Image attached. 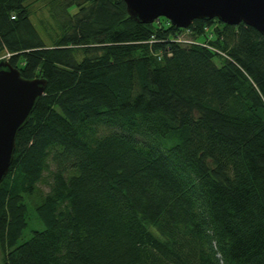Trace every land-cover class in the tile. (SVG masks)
I'll return each mask as SVG.
<instances>
[{
    "label": "trees",
    "instance_id": "1",
    "mask_svg": "<svg viewBox=\"0 0 264 264\" xmlns=\"http://www.w3.org/2000/svg\"><path fill=\"white\" fill-rule=\"evenodd\" d=\"M26 1L0 0V57L46 83L0 179L1 263L264 264L257 30L44 0L45 40Z\"/></svg>",
    "mask_w": 264,
    "mask_h": 264
},
{
    "label": "water",
    "instance_id": "2",
    "mask_svg": "<svg viewBox=\"0 0 264 264\" xmlns=\"http://www.w3.org/2000/svg\"><path fill=\"white\" fill-rule=\"evenodd\" d=\"M127 18L149 23L163 16L175 27H187L194 19H217L228 25L254 27L264 42V0H123ZM41 77L22 78L19 70L0 58V179L10 165L14 136L43 93ZM1 182V180H0Z\"/></svg>",
    "mask_w": 264,
    "mask_h": 264
},
{
    "label": "rangeland",
    "instance_id": "3",
    "mask_svg": "<svg viewBox=\"0 0 264 264\" xmlns=\"http://www.w3.org/2000/svg\"><path fill=\"white\" fill-rule=\"evenodd\" d=\"M28 4V12H30V19L31 22L36 26V28L38 29V32L40 33V35L46 40V32H44L42 27H45V30L49 31L51 36L56 35L55 31H56V25L54 24L53 21H51L50 17H49V13L46 10L47 9V5L45 4L44 0H27L26 1ZM180 40L181 39H185V38H189L188 36H184V33H182L181 35H179ZM186 40V39H185ZM6 55V52L4 54ZM42 188V187H41ZM43 189H45L43 187ZM29 199V198H28ZM26 197L24 198V201L26 202L27 205V213H28V218L27 220V225L26 228L23 230V234L25 235H29L30 233V229H34L37 228H42V224L36 222V220H34V211L31 209L32 208V200L29 199L28 200ZM1 249H0V264H2V253H1Z\"/></svg>",
    "mask_w": 264,
    "mask_h": 264
},
{
    "label": "bare ground",
    "instance_id": "4",
    "mask_svg": "<svg viewBox=\"0 0 264 264\" xmlns=\"http://www.w3.org/2000/svg\"><path fill=\"white\" fill-rule=\"evenodd\" d=\"M188 26H189V24H188ZM38 98V97H37Z\"/></svg>",
    "mask_w": 264,
    "mask_h": 264
}]
</instances>
